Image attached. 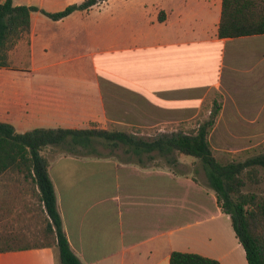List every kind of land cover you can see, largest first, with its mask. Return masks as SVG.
<instances>
[{"label": "crops", "instance_id": "0c3cea01", "mask_svg": "<svg viewBox=\"0 0 264 264\" xmlns=\"http://www.w3.org/2000/svg\"><path fill=\"white\" fill-rule=\"evenodd\" d=\"M12 2L43 8L33 0ZM109 2L50 22L31 12L28 35L0 67V122L19 133L185 127L201 111L209 115L215 103L209 133L214 155L223 162L246 158L258 144L255 130L264 129V34L219 39L221 0L157 3L153 21L144 12L130 37L104 19L83 18ZM153 52L161 58L146 71L111 67ZM103 148L101 157L48 153L62 227L83 264H169L175 250L248 264L195 157L178 154L170 166L153 151Z\"/></svg>", "mask_w": 264, "mask_h": 264}, {"label": "trees", "instance_id": "16d2710c", "mask_svg": "<svg viewBox=\"0 0 264 264\" xmlns=\"http://www.w3.org/2000/svg\"><path fill=\"white\" fill-rule=\"evenodd\" d=\"M105 0H83L68 4L55 12L33 5H14L0 1V67L8 66L9 51L30 31L32 11H40L52 20L74 11H88ZM160 16V15H159ZM264 34V0H221L217 25L219 39ZM219 107L197 128L160 133L145 139L117 127L34 128L17 132L11 124L0 122V177L28 184L32 198L44 213L46 226L41 237L31 239L23 229L10 227L6 212L0 211V252L56 246L60 264H83L75 255L56 205L53 183L48 173V150L55 154L101 157L99 146L114 148L125 145L136 152H156L170 166L177 155L195 157L205 171L207 185L214 191L221 211L230 217L232 229L245 251L248 264H264V150L244 159L223 162L213 153L209 133ZM54 154V155H55ZM11 199L16 202L18 193ZM1 210V209H0ZM169 264H220L216 259L193 252L172 251Z\"/></svg>", "mask_w": 264, "mask_h": 264}, {"label": "rangeland", "instance_id": "374dc122", "mask_svg": "<svg viewBox=\"0 0 264 264\" xmlns=\"http://www.w3.org/2000/svg\"><path fill=\"white\" fill-rule=\"evenodd\" d=\"M33 1L38 4H43L42 9L50 12L61 10L67 5V0H57L56 2L49 0ZM166 2L167 0H110L108 4L103 5L99 9L93 8L88 15L83 14L82 16H84L83 18L88 16V19L94 22L104 19L108 21L110 25H113V27L120 26L121 30L130 37L138 31L137 28H139V25L142 24L141 20L144 12H148V18L153 21V10L155 9L157 3L163 5ZM156 9L159 12H163L158 7ZM38 16L49 20V22L52 21V19L45 17L42 13H38ZM79 18H81V16ZM157 30L160 33H164L165 31V29H162L161 27ZM261 39L262 38L258 37L251 40L259 42ZM174 57L175 56H172L171 58ZM160 58L161 57L158 52H153L152 55H132L126 59L123 66H118L116 63H113L111 64V67H120L124 72H143L149 68H153V62L154 65L157 64V61ZM184 75L187 76V73L184 72ZM192 76H194V74H191L188 77L191 78ZM206 106L207 105L204 107ZM207 115V111H201L195 118L185 121V127L180 124L178 126L168 125L162 129H159L158 127L129 128L119 126L118 128L145 139H153L154 136L160 133H169L179 129L187 131L197 128L198 123L203 122L208 118L209 115ZM248 131L252 132L254 130ZM255 133H258L257 136H259L257 141L258 144L251 146L250 149L247 150L246 156L264 150V129H257L255 130ZM218 138L219 134H214V142H218ZM99 149L103 153L107 151L102 146H99ZM48 153H54V149H49ZM198 166L196 165L195 167ZM261 187L264 188V183ZM14 192L18 193L19 197V199H16V202L11 199ZM31 194L32 191L28 184L18 182V184L15 185V182L11 180L10 176L0 177V211L6 212V219L4 221H7L10 227L14 226L16 229H23L28 235H30L31 239H35L36 237H41L42 230L46 226V220L44 213L38 208ZM59 262V251L57 247H51L45 251H34L31 253H24L20 251L0 252V264H59Z\"/></svg>", "mask_w": 264, "mask_h": 264}]
</instances>
